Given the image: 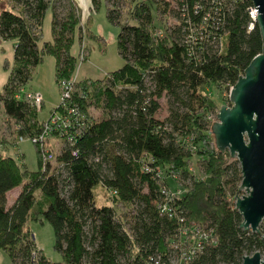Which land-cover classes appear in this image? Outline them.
Masks as SVG:
<instances>
[{
  "label": "trees",
  "instance_id": "1",
  "mask_svg": "<svg viewBox=\"0 0 264 264\" xmlns=\"http://www.w3.org/2000/svg\"><path fill=\"white\" fill-rule=\"evenodd\" d=\"M5 1L0 42L14 41L15 47L0 94L3 131L34 140L46 122L38 121L23 88L46 56L54 59L55 83L72 82L81 9L76 0ZM105 2L106 19L119 29L124 64L102 79L72 82L67 110L74 109V116L53 133L62 143L54 164L43 161L37 144L36 171L0 154V251L11 264H242L243 257L264 253L262 236L240 228L234 203L240 165L215 148L209 117L216 105L204 92L207 85L232 87L261 53L252 1L173 0L170 8L165 0H140L129 5L130 23L121 22L122 0ZM99 7L100 0H91L93 11ZM48 11L52 40L40 43ZM153 15L163 22L162 33L155 32ZM167 15L175 23L165 24ZM4 68L9 70L7 63ZM162 98L167 114L160 120ZM90 108L100 109V116L94 118ZM59 111L61 106L51 109ZM193 154L199 176L188 169ZM158 170L176 177L182 197L167 195ZM99 185L111 205H96ZM125 206L131 208L128 218L117 211ZM29 222L50 225L60 261L38 249ZM194 228L202 237L191 246L183 234Z\"/></svg>",
  "mask_w": 264,
  "mask_h": 264
},
{
  "label": "rangeland",
  "instance_id": "2",
  "mask_svg": "<svg viewBox=\"0 0 264 264\" xmlns=\"http://www.w3.org/2000/svg\"><path fill=\"white\" fill-rule=\"evenodd\" d=\"M79 9H81V31L82 38L81 41L75 38L74 45L71 48V54L75 55L77 58V67L74 72L73 81H81L83 79H90L87 81H93L94 79H102L107 75L108 72L116 71L123 66V62L119 57L117 52V35L119 29L116 25H112L108 19H106V2L105 0H100V9L98 11H93L91 8V0H76ZM140 0H122L120 3V18L121 22H131L128 18L129 8L131 4L136 3ZM170 3V8H175L173 5V0H165ZM6 1L0 0V11L2 8L6 7ZM175 10V9H174ZM168 16V15H167ZM154 18V28L157 34L162 33L165 27L163 22L159 20V17ZM165 24L175 23V20L168 16ZM51 13L48 11L43 25L41 27V40L40 43L50 42L52 40L51 29ZM15 47L14 41H3L0 42V94L2 93V87L8 80L7 77L11 70L13 64V51ZM5 63L8 64L9 70L4 68ZM54 59L51 56L44 57L43 61L38 65L31 75V80L23 88L24 93H32L34 95H41L43 104L38 112V121H46L53 114L51 112L52 108L57 107L61 102V88L55 83L54 76ZM216 105L215 117L221 106H230L228 101L229 89L226 87H216L214 85H207L204 91ZM159 106H161L160 111L156 114L160 120H163L167 114L165 99L162 98L159 101ZM91 114L94 118L100 116L101 110L98 108H90ZM6 118L4 112L2 111V105L0 103V135L5 140L3 145H0V154L4 157H13L19 164H24L29 172L36 171L38 156L36 155L35 146L31 142L24 140L19 141L15 135L9 136L4 133V128ZM215 122L212 120V123ZM11 129L13 132V123L11 124ZM44 144L48 149L49 153L52 152V156L61 149V141L58 137L52 135L48 137ZM54 159H51V163L54 164ZM188 164L189 171H193L197 176L200 175L198 171L197 163L198 158L195 154L190 158ZM53 166V165H52ZM165 182L168 184L169 189L177 194L180 190V185L176 182L174 176L170 173L166 178ZM17 189L10 192L8 195V205L10 206L15 198ZM19 192V190H18ZM93 195L97 206L102 204L111 205L108 197L104 194L103 188L99 185L93 190ZM183 196V193L181 194ZM235 202V201H234ZM117 208V207H116ZM131 208L128 206L117 208L120 215L127 217ZM28 228L33 236L35 244L38 249L42 251L44 256H47L51 261L58 262L61 260V256L54 251V233L48 223L34 222L28 224ZM260 233L263 234V224L261 223ZM189 235H184V243L188 242L189 245L194 246L198 239L202 236L199 234V228ZM188 247V246H187ZM262 258H264V253H261ZM0 264H11L9 257L0 251ZM178 264V263H172Z\"/></svg>",
  "mask_w": 264,
  "mask_h": 264
},
{
  "label": "water",
  "instance_id": "3",
  "mask_svg": "<svg viewBox=\"0 0 264 264\" xmlns=\"http://www.w3.org/2000/svg\"><path fill=\"white\" fill-rule=\"evenodd\" d=\"M257 12L255 23L261 34V53L253 58L230 88V106H221L211 135L215 148L228 152L240 165L242 182L235 209L240 228L261 235L264 227V0H250ZM264 231V230H263ZM242 264H264L260 252L242 258Z\"/></svg>",
  "mask_w": 264,
  "mask_h": 264
},
{
  "label": "built area",
  "instance_id": "4",
  "mask_svg": "<svg viewBox=\"0 0 264 264\" xmlns=\"http://www.w3.org/2000/svg\"><path fill=\"white\" fill-rule=\"evenodd\" d=\"M250 12V18L252 20V22L255 23V19L257 16V12L254 9V7L249 9ZM250 28H253V24L250 25ZM72 82H74L72 80ZM65 83V82H61V84L59 85V88H61V102L58 106L62 107V112H54L49 119H47L45 122V125L43 126V130H42V134L38 139H34V140H27L29 142H31L32 144H37L41 147V155L43 158V161H49L52 158V155H50L48 149L46 148L44 141L53 135V133H61L60 131L62 130L63 127H68L71 124V119L74 116V109H68L67 110V106H68V101H69V97H70V93L72 91V84L73 83ZM231 88V87H230ZM229 88V90H230ZM22 94L24 95L25 100H29L32 104V106L36 109H39L41 107V105L43 104V100L41 99V95H34L32 93H24V91H22ZM57 106V107H58ZM67 111H65V110ZM209 119L216 121V117L215 116H211L209 117ZM19 141H24V139L19 138ZM158 173V178L166 180V178L169 175H166L165 177H162L163 174L160 172V170L157 171ZM171 172H169L170 174ZM174 175H172L173 177ZM176 182L177 179L174 176ZM167 184V183H166ZM180 185V184H179ZM185 191L181 188L180 185V190H178V193L175 194L173 193L168 185H167V195H169V197L171 198H179L181 197L180 193H184ZM184 195V194H183Z\"/></svg>",
  "mask_w": 264,
  "mask_h": 264
},
{
  "label": "crops",
  "instance_id": "5",
  "mask_svg": "<svg viewBox=\"0 0 264 264\" xmlns=\"http://www.w3.org/2000/svg\"><path fill=\"white\" fill-rule=\"evenodd\" d=\"M15 190H16V189H15ZM15 190H13V191H15ZM13 191H11V192H13ZM9 194H10V193H9ZM9 194H8V195H9ZM17 194H18V190H17V192H16V195H15V196H17Z\"/></svg>",
  "mask_w": 264,
  "mask_h": 264
}]
</instances>
